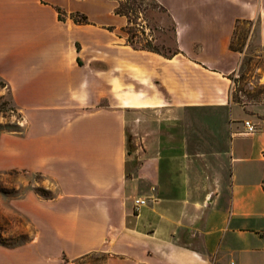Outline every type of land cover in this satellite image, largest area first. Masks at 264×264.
<instances>
[{"label":"crops","instance_id":"obj_1","mask_svg":"<svg viewBox=\"0 0 264 264\" xmlns=\"http://www.w3.org/2000/svg\"><path fill=\"white\" fill-rule=\"evenodd\" d=\"M89 1L0 0L2 93L27 123L0 150L60 190L28 213L35 252L51 238L40 255L72 262L264 264V94L233 101L244 53L230 47L248 22L264 48V0H155L175 25L171 57L127 41L118 0Z\"/></svg>","mask_w":264,"mask_h":264},{"label":"rangeland","instance_id":"obj_2","mask_svg":"<svg viewBox=\"0 0 264 264\" xmlns=\"http://www.w3.org/2000/svg\"><path fill=\"white\" fill-rule=\"evenodd\" d=\"M118 1L123 5L130 4L134 14H137L132 16L139 24L133 26L137 49L148 47L165 57L177 53L175 25L166 11L157 8L151 0ZM86 6L91 12L101 8L96 0H90ZM236 31L234 42L244 57L239 72L232 77V98L240 104L258 102L264 94V82L259 81L264 71V48L259 43L258 27L243 22L238 24ZM126 35L130 37L128 33ZM2 85L0 82V138L2 134L18 136L25 133L27 123L24 124L23 114L11 111L13 106L9 105L8 97L2 93ZM146 121L145 117L136 121L137 133H146ZM127 133L130 141L133 135L129 124ZM13 152L7 158L0 150V241L15 243L16 246L0 244V264H107V255L103 253H95L75 262L70 261L66 255H40L56 252L58 243L51 238L44 240V246L37 251L40 254L35 252L34 244L35 240L39 241V229L28 213L41 208V201L58 197L60 190L57 182L48 176L9 167L7 164L18 165L16 149Z\"/></svg>","mask_w":264,"mask_h":264},{"label":"trees","instance_id":"obj_3","mask_svg":"<svg viewBox=\"0 0 264 264\" xmlns=\"http://www.w3.org/2000/svg\"><path fill=\"white\" fill-rule=\"evenodd\" d=\"M157 8H160L162 9L163 11H166L161 5H159L155 0H151ZM115 13L117 14H120V15H123V16H126L128 18V22H129V25L127 26V28L125 29L126 32L128 33V35H130V37L127 38V41L132 44L134 47H136L135 43H134V38H136V34L133 32V26H138L139 24H137V22L134 21L133 17H135L137 14H134V10L132 9L131 5H123L122 3L119 2V6L116 8L115 10ZM133 16V17H132ZM73 19L75 22L77 23H88L87 22V19L85 16H80L78 14H74L73 16ZM252 24V23H251ZM257 25V23H256ZM237 27H238V24H237ZM236 30H235V35H236ZM231 49L234 50V51H237V52H242L241 49H239L238 47H236L235 45V42H234V38H233V41L230 45ZM141 49H144V50H148V51H152L154 52V50H151L149 49L148 47L145 48V47H141ZM11 106V104H9ZM14 109V110H13ZM13 109H11V111H16V109L13 107ZM50 199V198H49ZM1 239V238H0ZM0 244L4 245V246H7V247H13V246H16L15 243H6L4 241H0Z\"/></svg>","mask_w":264,"mask_h":264},{"label":"built area","instance_id":"obj_4","mask_svg":"<svg viewBox=\"0 0 264 264\" xmlns=\"http://www.w3.org/2000/svg\"><path fill=\"white\" fill-rule=\"evenodd\" d=\"M257 131L256 126L250 122V121H245V133L246 134H253ZM147 205V201L142 198H136L133 201V210L135 213H140V211ZM261 238L264 242V228L260 232Z\"/></svg>","mask_w":264,"mask_h":264}]
</instances>
